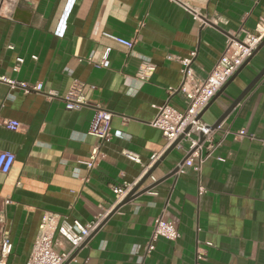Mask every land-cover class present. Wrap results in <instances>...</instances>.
Wrapping results in <instances>:
<instances>
[{
	"label": "crops",
	"instance_id": "crops-1",
	"mask_svg": "<svg viewBox=\"0 0 264 264\" xmlns=\"http://www.w3.org/2000/svg\"><path fill=\"white\" fill-rule=\"evenodd\" d=\"M262 16L264 0H0V118L20 123L16 130L0 124V149L16 156L0 173V230L13 245L7 264H26L46 212L83 224L106 213L70 264H264V75L220 122L248 136L227 135L199 171L171 175L186 156L180 148L146 169L166 144L150 123L157 106H186L168 91L180 84V59L197 51L193 68L204 79L227 39L254 32ZM116 38L135 43L130 49ZM144 62L155 65L147 81L137 77ZM263 67L264 43L201 118L216 123ZM1 77L42 82L55 95L11 89ZM75 78L88 104L67 109L61 97ZM94 107L113 112L105 142L89 134ZM92 154L90 168L84 160ZM124 181L142 182L136 193L149 188L115 206L113 188ZM164 209L180 237H159L146 255ZM56 243L70 247L58 234Z\"/></svg>",
	"mask_w": 264,
	"mask_h": 264
},
{
	"label": "built area",
	"instance_id": "built-area-1",
	"mask_svg": "<svg viewBox=\"0 0 264 264\" xmlns=\"http://www.w3.org/2000/svg\"><path fill=\"white\" fill-rule=\"evenodd\" d=\"M193 14L194 20L206 24L207 19L196 8H189ZM117 41L128 48H132L135 41L116 38ZM264 40V16H262L255 26L254 32L247 33L243 38L229 37L226 41L224 51L221 53L215 66L210 73L204 78L199 79L193 68V63L197 51H192L189 56L180 59L181 81L177 87H169L170 94L179 93L185 99L186 106L179 110L166 101L163 105L157 106L155 117L150 122L152 126L159 128L166 140L165 147L160 152H155L150 157V162L146 166L150 168L176 141L179 142L175 148L184 149L186 156L173 175L179 176L184 173L187 167L199 171L204 162L213 156L214 152L221 146L224 138L231 134L239 136H248L244 129L232 131L223 129L222 124L213 126L201 118V113L221 91L227 81L238 71V69L248 60L257 47ZM108 48L102 61V66H108L107 54ZM91 59V58H90ZM20 62L22 58H18ZM155 71V65L144 62L140 65L137 77L142 81H147ZM5 80L11 89L20 87L26 93L39 92L45 95H55L53 91H45L42 82L30 85L25 81H17L1 77ZM84 82L75 78L65 95L61 98L65 102L67 109H79L88 104L83 94ZM15 96L9 94L7 100ZM2 104H0V108ZM94 117L90 125L89 134L98 136L103 142L111 138V119L113 112L101 107H94ZM0 124L5 127L16 130L20 123L13 119H1ZM217 131H223L224 135L221 140H215L214 134ZM251 137V136H250ZM96 152V151H95ZM127 157L134 161H139L136 155L127 153ZM218 159H221L218 157ZM16 160L14 153L0 149V173L7 174L10 172ZM84 163L93 168L95 156L92 154ZM155 181V177H152ZM136 186V182L124 181L113 188L115 194V206L120 204ZM164 211L158 215L154 221V227L150 239L145 247V254H150L155 248V241L159 237H164L170 241H176L180 237V231L176 225L164 218ZM106 213L99 214L90 223L83 224L77 219H68L61 217L60 214L53 212L44 213L39 233L36 238L32 253L26 264H70L75 260L78 250L84 246L92 233L98 228ZM63 237L70 247L65 250L56 248V235ZM13 245L10 241L6 229L0 230V264H7ZM143 257L140 256V260Z\"/></svg>",
	"mask_w": 264,
	"mask_h": 264
},
{
	"label": "water",
	"instance_id": "water-1",
	"mask_svg": "<svg viewBox=\"0 0 264 264\" xmlns=\"http://www.w3.org/2000/svg\"><path fill=\"white\" fill-rule=\"evenodd\" d=\"M264 43V40L262 41V43L261 44H263ZM261 44L259 45V47L261 46ZM259 47H257V48H259ZM246 64V62L244 63V65ZM243 65V66H244ZM242 66V67H243ZM241 67V68H242ZM240 68V69H241ZM240 69L230 78V80H232L233 78H234V76L235 75H237L238 73H239V71H240ZM264 75V67H263V69L260 71V73L247 85V87L240 93V95L233 101V103H232V105L230 106V108L228 109V111L226 112V113H224L222 116H221V118H219L218 119V121L216 122V123H214L213 124V126L215 127V126H217L218 124H220V122H221V120L224 118V116L232 109V108H234L246 95H248V93L253 89V87L256 85V83L262 78V76ZM223 89V88H222ZM221 89V90H222ZM221 92V91H220ZM219 92V93H220ZM202 114H203V112L201 113V115L200 116H202ZM180 140V139H179ZM179 140L178 141H176L169 149H168V152H170V151H172V150H174L175 149V145L179 142ZM174 172H176V171H174ZM174 172H172L171 173V175H173L174 174ZM150 174L151 173H148V175H147V177L148 176H150ZM147 177H145V179L147 178ZM143 181H145V180H142V182ZM141 182V183H142ZM141 183L140 184H138V185H136V187H134L133 188V190L130 192V194L120 203L121 205L122 204H124V203H126L127 201H129L133 196H136V195H138V194H140V193H142V192H144L145 190H148V188L149 187H147L146 189H144L143 191H140L139 193H136L137 191H138V189H139V187H140V185H141ZM134 194H136V195H134Z\"/></svg>",
	"mask_w": 264,
	"mask_h": 264
}]
</instances>
